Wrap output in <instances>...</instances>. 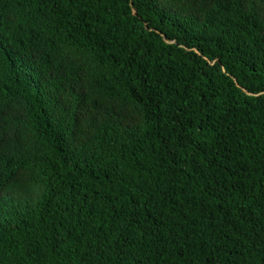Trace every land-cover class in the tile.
Wrapping results in <instances>:
<instances>
[{"label": "trees", "instance_id": "obj_1", "mask_svg": "<svg viewBox=\"0 0 264 264\" xmlns=\"http://www.w3.org/2000/svg\"><path fill=\"white\" fill-rule=\"evenodd\" d=\"M0 264H264V0H0Z\"/></svg>", "mask_w": 264, "mask_h": 264}]
</instances>
